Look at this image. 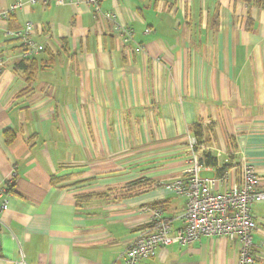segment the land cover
I'll return each mask as SVG.
<instances>
[{
	"label": "crops",
	"instance_id": "crops-1",
	"mask_svg": "<svg viewBox=\"0 0 264 264\" xmlns=\"http://www.w3.org/2000/svg\"><path fill=\"white\" fill-rule=\"evenodd\" d=\"M101 9L114 18L51 2L0 20V192L13 185L0 212V264H126L154 209L182 227L186 197L164 183L194 153L230 165L220 189L241 181L245 154L264 187V7L102 0ZM28 24L45 46L30 79L17 68L22 40L5 36ZM196 123L198 149L189 146ZM253 214L255 264H264V202ZM239 250V239L203 236L138 264H237Z\"/></svg>",
	"mask_w": 264,
	"mask_h": 264
},
{
	"label": "built area",
	"instance_id": "built-area-1",
	"mask_svg": "<svg viewBox=\"0 0 264 264\" xmlns=\"http://www.w3.org/2000/svg\"><path fill=\"white\" fill-rule=\"evenodd\" d=\"M102 0H14L8 8L0 9V20H8L12 13L25 4L51 3H86L93 11L107 18H114L112 13H103ZM28 24L22 31L5 30L6 37L22 40L21 59L32 58L40 54L45 46L35 41ZM149 31V30H147ZM124 41L132 40L134 30L122 26ZM4 64V56L0 51V66ZM198 145L196 137L190 139L189 146ZM200 155L194 153L189 165L181 176L164 183V186L176 195L186 197V205L180 218L182 227L174 230L170 219L165 216L161 207L154 209V214L146 228L140 231L125 252L126 264H138L141 259L152 258L157 250L172 244L188 245L201 237L223 236L232 241L239 239L240 250L237 264H255L253 233L257 229V221L253 214V206L264 202V187L258 171L249 163L245 154L241 153L239 167L242 171L240 182H234L229 188L220 189L227 180L223 176H204L205 168L200 163ZM10 206V196L0 192V212Z\"/></svg>",
	"mask_w": 264,
	"mask_h": 264
},
{
	"label": "trees",
	"instance_id": "trees-1",
	"mask_svg": "<svg viewBox=\"0 0 264 264\" xmlns=\"http://www.w3.org/2000/svg\"><path fill=\"white\" fill-rule=\"evenodd\" d=\"M243 1L247 3H254L260 7H264V0H243ZM37 66H38L37 56L32 57V58L20 59L17 62V68L19 70H22L24 73H26V75H28V79L33 77L34 73L37 71L36 70ZM193 133L195 134L194 136L197 139L198 145H201L203 143V135H204L202 124L200 123L194 124ZM6 136H7V140L9 141L13 139L12 135H10L9 133H7ZM197 146L195 147L196 149H198ZM199 159H200V163L203 166L216 168L218 176H223L225 172L228 170V167L230 166L229 164H223L222 167H219V158L213 155L209 151H202ZM12 189H13V185H11L8 188V190H6V194H9L10 192H12Z\"/></svg>",
	"mask_w": 264,
	"mask_h": 264
}]
</instances>
